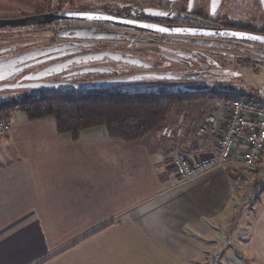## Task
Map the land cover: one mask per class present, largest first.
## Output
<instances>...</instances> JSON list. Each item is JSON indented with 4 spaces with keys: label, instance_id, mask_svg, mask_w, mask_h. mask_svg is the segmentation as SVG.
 I'll use <instances>...</instances> for the list:
<instances>
[{
    "label": "crops",
    "instance_id": "0c3cea01",
    "mask_svg": "<svg viewBox=\"0 0 264 264\" xmlns=\"http://www.w3.org/2000/svg\"><path fill=\"white\" fill-rule=\"evenodd\" d=\"M198 109L186 111L180 138L193 160L216 140L210 112ZM10 119L0 138V264H235L225 236L241 209L237 160L181 181L170 140L124 142L91 128L73 141L53 118ZM262 197L248 206V250L264 262Z\"/></svg>",
    "mask_w": 264,
    "mask_h": 264
},
{
    "label": "flooded vegetation",
    "instance_id": "af4514ba",
    "mask_svg": "<svg viewBox=\"0 0 264 264\" xmlns=\"http://www.w3.org/2000/svg\"><path fill=\"white\" fill-rule=\"evenodd\" d=\"M38 15H44L45 21L0 28V43L21 30L35 39L24 50L1 44L0 50L6 51L0 54V61L43 51L27 62L20 71L22 76L72 61L62 65L61 72L43 79L70 85L65 90H77L71 84L78 82L155 74L171 78H151L155 85L134 90L199 97L245 90V85L231 80L238 74H257L264 79V39L229 36L240 32L264 38L262 0H0V20ZM16 49L20 50L9 53ZM119 56L139 58L144 64L116 61ZM145 79L149 78L137 80ZM263 88L264 80L258 87L264 97ZM27 89L29 95L55 90ZM97 89L78 91L88 95Z\"/></svg>",
    "mask_w": 264,
    "mask_h": 264
},
{
    "label": "trees",
    "instance_id": "16d2710c",
    "mask_svg": "<svg viewBox=\"0 0 264 264\" xmlns=\"http://www.w3.org/2000/svg\"><path fill=\"white\" fill-rule=\"evenodd\" d=\"M212 96L225 98V103L238 98L250 101L256 99L241 98L245 95L239 92H216ZM207 97L206 95L193 97L188 93L182 95L151 92L106 95L27 94L19 99L0 101V117L10 118L12 113L19 111L31 122L53 118L57 133L68 135L73 141L80 140L84 131L103 126L107 138L135 143L155 137L154 133L158 128L173 123L175 111L184 109L187 101ZM261 189L262 195L264 185ZM261 199L257 197L255 203H260ZM237 254L245 259L243 254Z\"/></svg>",
    "mask_w": 264,
    "mask_h": 264
},
{
    "label": "rangeland",
    "instance_id": "374dc122",
    "mask_svg": "<svg viewBox=\"0 0 264 264\" xmlns=\"http://www.w3.org/2000/svg\"><path fill=\"white\" fill-rule=\"evenodd\" d=\"M24 31V32H23ZM27 31L21 30L18 33H14L11 35V38L9 40L4 41L3 43L5 44H11L13 46L16 45L17 47H20V49L24 50L25 48L28 47L27 43H29L32 40H35L33 37H28L27 36ZM3 43H0V45ZM15 46V48H16ZM14 48V49H15ZM20 49L12 50L9 53L16 52ZM257 74H238V77L234 80L233 82L237 83H242L243 85L246 86V89L238 91L240 94L245 95L244 97L241 98H249V97H257L260 93L258 91V87L260 86L261 82H263V78L257 77ZM23 77L21 75V72L13 76L10 80L5 81V82H11L14 83L18 78ZM124 84V83H123ZM150 84H156V81L154 79H145L142 81H130L128 85L125 86H120V85H115L112 87H105L103 90L97 89L95 92H92L93 94H88V95H96V94H117V93H132V92H139V90H134L136 87L138 88L139 86H148L150 87ZM94 90V89H93ZM29 90L26 88H21V89H6V90H1L0 91V101H5L8 99H19L22 98L24 95L29 94ZM40 92H35L34 94H38ZM49 95H55L59 93H70L73 95H86L84 91H78V90H65V89H55V90H49L45 92ZM225 98L223 97H217V96H212L209 95L207 98L204 99H192V101H187L186 106H184V109H180L178 111H175L174 117L175 119L172 121L174 124L169 123V125H172V127H177V126H183V123H185V119L189 116V113L187 114L186 111L193 110L197 111L198 105H200V109H198V114L200 110H204V112H213L215 109H220L221 105L224 103ZM209 114V113H208ZM206 114V115H208ZM24 116L22 112H14L11 114V117L14 118L15 116ZM188 115V116H187ZM205 117V115H204ZM190 121V120H189ZM189 124V123H188ZM165 125V124H164ZM186 125V124H185ZM163 126V125H162ZM161 126V127H162ZM184 127V126H183ZM187 127V125H186ZM190 127V126H189ZM159 129V128H158ZM158 129L155 131V137L157 138H162L159 136ZM94 133L95 136L96 134H104L105 127L99 126L94 128ZM185 129L182 130L181 136H174L173 139H167L170 140L174 143V146L177 144L184 145L186 151H187V146L183 142L182 135L184 134ZM166 139V138H163ZM213 138H211L212 142ZM188 156V155H187ZM207 156V154L205 155ZM204 156V157H205ZM189 157V156H188ZM203 158V157H202ZM234 160H237L238 167L242 172V175L244 174L243 178L241 179V182L239 186L236 187L235 191V197L240 198V211L239 213L237 212L234 220V225L235 227L233 230L229 231V235L225 236V240H232L233 245L228 246L227 249L229 251V257L230 259L235 263V264H264L263 260L260 259L259 257L257 258V254L254 252L249 253V238H250V232H251V227L253 224L254 220V213L250 211L248 208L249 205L254 204L255 200L257 197H261L263 200L262 195L260 194L261 186L264 185V155L261 159V161L255 166L254 169H249L244 167L241 163V157L240 156H235L232 158ZM244 248V249H242ZM234 250L236 252H234ZM237 253L243 254L245 256V259L241 257V255H238ZM226 257V256H225ZM221 258V259H220ZM220 262L226 264V261L220 256Z\"/></svg>",
    "mask_w": 264,
    "mask_h": 264
},
{
    "label": "built area",
    "instance_id": "2783aa9c",
    "mask_svg": "<svg viewBox=\"0 0 264 264\" xmlns=\"http://www.w3.org/2000/svg\"><path fill=\"white\" fill-rule=\"evenodd\" d=\"M211 138H216L212 150L200 159L187 156L184 145L174 146L170 165L181 181H188L211 169L220 168L235 156L241 157V164L254 169L264 155V97L259 94L255 100L233 99L223 103L205 115ZM11 119L0 117V138L9 131ZM183 126L165 124L158 129L159 136L173 139L181 136Z\"/></svg>",
    "mask_w": 264,
    "mask_h": 264
},
{
    "label": "water",
    "instance_id": "95a60500",
    "mask_svg": "<svg viewBox=\"0 0 264 264\" xmlns=\"http://www.w3.org/2000/svg\"><path fill=\"white\" fill-rule=\"evenodd\" d=\"M45 21L44 15L38 16H29L25 18L19 19H4L0 20V28H14V27H24L33 24L42 23ZM236 34V35H233ZM229 36L234 38H245L248 39L247 36H244L240 32H231ZM5 50H0V54L5 52ZM43 51L35 50L28 53L20 54L11 58L3 59L0 61V91L6 89H21V88H32V89H63L67 88L68 84L63 82H53V81H43V79L57 74L62 71L61 66H65L66 63L72 62H65L64 64L55 63L51 66L41 69L37 72H30L25 76L17 79L14 83L5 82L10 80L13 76L18 74L25 66H27V62L31 59L37 58L41 56ZM116 61H120L123 63L131 64V65H142L144 64L139 58H133L124 56H119L115 58ZM100 69H88L87 72H97ZM140 78H171L170 76H161L155 74H148V75H135L129 76L125 78H115V79H107V80H98L93 82H86V83H73V86L77 90H93L97 88H103L115 84L126 83L129 81L137 80ZM264 93V88H263Z\"/></svg>",
    "mask_w": 264,
    "mask_h": 264
},
{
    "label": "snow or ice",
    "instance_id": "6c2138e0",
    "mask_svg": "<svg viewBox=\"0 0 264 264\" xmlns=\"http://www.w3.org/2000/svg\"><path fill=\"white\" fill-rule=\"evenodd\" d=\"M262 2H264V0H262ZM215 8V5H213V9ZM142 27H147V28H156V26L155 25H142ZM159 31H167V29H164V28H159L158 29ZM177 31H179V30H177ZM233 35H236V34H233ZM247 38H249V39H254V40H258V39H264V38H262V37H257V36H249V37H247Z\"/></svg>",
    "mask_w": 264,
    "mask_h": 264
}]
</instances>
